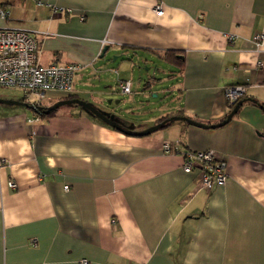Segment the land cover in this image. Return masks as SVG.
Here are the masks:
<instances>
[{
	"label": "crops",
	"instance_id": "1",
	"mask_svg": "<svg viewBox=\"0 0 264 264\" xmlns=\"http://www.w3.org/2000/svg\"><path fill=\"white\" fill-rule=\"evenodd\" d=\"M1 10L0 28L33 32L40 65L81 67L75 97L50 91L42 106L103 105L107 58L123 55L130 66L137 58L171 68L172 100L153 127L182 115L129 135L78 104L42 118L22 90L1 97L0 264H264L263 109L244 103L216 128L183 119L225 121L230 86L264 105V47L255 42L264 0H0ZM166 142L180 152L164 153ZM186 151L215 152L226 184L203 190L197 172L183 171Z\"/></svg>",
	"mask_w": 264,
	"mask_h": 264
},
{
	"label": "built area",
	"instance_id": "2",
	"mask_svg": "<svg viewBox=\"0 0 264 264\" xmlns=\"http://www.w3.org/2000/svg\"><path fill=\"white\" fill-rule=\"evenodd\" d=\"M154 11L159 17L163 16L161 5H157ZM7 16L6 11H0V18L6 19ZM234 38L229 36L230 40ZM255 42L258 47H264V33L258 34ZM80 70L81 67L75 64L40 65L39 45L33 32L8 27L0 28V87L22 90L28 104L42 106L50 91L73 94L75 79ZM118 87L122 93L132 94L130 81H120ZM245 94L246 88L242 85L225 89L230 108L235 106ZM38 119L39 117L36 120ZM162 149L167 154L180 152L178 143L175 145L166 142ZM182 168L187 174L197 172L199 185L207 192L227 182V164L213 151H186ZM9 185L12 189L17 188L14 181H10ZM80 264H89V260L82 259Z\"/></svg>",
	"mask_w": 264,
	"mask_h": 264
},
{
	"label": "rangeland",
	"instance_id": "3",
	"mask_svg": "<svg viewBox=\"0 0 264 264\" xmlns=\"http://www.w3.org/2000/svg\"><path fill=\"white\" fill-rule=\"evenodd\" d=\"M113 57L107 58L108 63L104 66V76L102 75L105 81L109 83L108 91L110 96H105V100H102L104 101L103 105L96 104L95 107L105 113L123 130L130 132L145 131L153 127L154 120L158 119L162 112L161 108L167 107L172 100L168 94L172 91L176 80L170 77L171 73L169 71L171 68L158 61L155 63L154 61L149 62V64L145 65L144 62L137 58L134 60L133 65L130 66L131 61L127 60L130 57L122 55L114 61ZM120 65L122 67H119ZM158 66H161V70L165 71H159L157 69ZM115 69H118V75L114 72ZM120 78L133 83L132 94L121 92L118 87ZM151 79L152 86L144 90V84ZM13 91L15 90L12 88L0 87V100L4 96L16 95L10 94ZM84 110L94 119L99 120L97 115L87 109Z\"/></svg>",
	"mask_w": 264,
	"mask_h": 264
},
{
	"label": "water",
	"instance_id": "4",
	"mask_svg": "<svg viewBox=\"0 0 264 264\" xmlns=\"http://www.w3.org/2000/svg\"><path fill=\"white\" fill-rule=\"evenodd\" d=\"M107 48L104 50V54L102 56V58L104 57V55L106 54L107 52ZM78 104V105H81L82 107L86 108L88 111H90L91 113L97 115L101 120H103L104 122H106L108 125H110L111 127H114L116 129H118L119 131L125 133V134H129V135H140V136H144V135H148V134H151L153 132H155L156 130L160 129V128H163L164 126V123L162 124H158L156 127H153L149 130H147L146 132H143V133H131L129 131H126V130H123L121 127H119L115 122H113L105 113L101 112L99 109H97L96 107L92 106L91 104L85 102V101H82V100H79V99H74V100H66V101H62V102H59L57 104H55L52 108H50L51 110H55L57 108H59L60 106H63V105H68V104ZM241 105V102L234 108V110L231 112V114L228 116V118L219 123V124H216V125H210V126H206L204 124H199L197 122H194V121H191L187 118H183L185 119L186 121H188L189 123L195 125V126H199V127H204V128H216V127H221V126H224L225 124H227L234 116L235 114H237V111H238V108L239 106ZM176 119V118H174Z\"/></svg>",
	"mask_w": 264,
	"mask_h": 264
},
{
	"label": "trees",
	"instance_id": "5",
	"mask_svg": "<svg viewBox=\"0 0 264 264\" xmlns=\"http://www.w3.org/2000/svg\"><path fill=\"white\" fill-rule=\"evenodd\" d=\"M164 59L167 63L171 64V65H174L176 66L177 68H182L184 63L181 61V60H178L177 59V56L173 53H170V52H167L164 56ZM152 84V79L149 80L146 84H145V89H147V87L149 85ZM245 87V86H244ZM246 88V87H245ZM75 96L73 94L69 95L68 99H73ZM241 102V105L239 106L238 108V111L241 109V107L243 106L244 103H247V102H252L256 105H259L263 111H264V105H260L257 101L251 99V98H247L246 97V94L235 104V106H233L231 108V112L234 110V108ZM32 106V105H31ZM32 109L34 110V112L39 116V117H42V118H45V117H52L54 114H55V110H51L50 107H44V106H32ZM237 111V113H238ZM181 115L182 113L179 112L176 116L172 115V116H168V117H165V118H162L158 121V124H162L164 123V126H167L171 121L174 120V118H181ZM206 126H209V125H206Z\"/></svg>",
	"mask_w": 264,
	"mask_h": 264
}]
</instances>
